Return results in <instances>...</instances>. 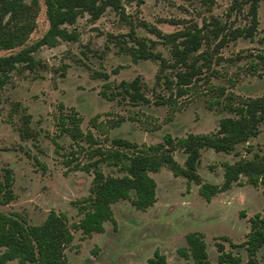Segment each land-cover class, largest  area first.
I'll use <instances>...</instances> for the list:
<instances>
[{
    "label": "rangeland",
    "instance_id": "374dc122",
    "mask_svg": "<svg viewBox=\"0 0 264 264\" xmlns=\"http://www.w3.org/2000/svg\"><path fill=\"white\" fill-rule=\"evenodd\" d=\"M250 3L251 0L122 1L119 10L108 6L94 20L83 13L67 25L77 32L76 41H59L37 49L34 56L38 64L33 69L18 66L0 87V180L6 169H11L14 192L13 200L0 204V211L19 212L29 223H40L51 209L64 212L69 224L80 218L73 201L88 193L92 175L64 164L62 153L69 151L71 139L66 134L55 136L61 113L76 111L81 115L82 130L91 129L102 147L114 137L154 143L162 141L166 133L177 138L189 132H212L221 117L234 116L225 108L226 103L259 96L264 90V62L257 57L264 54V0L256 6L257 24L252 37L233 40L227 35L229 29L250 26ZM195 23L198 27L207 25L203 32L208 38L196 53L208 56L209 65L202 66L190 90L179 96L175 86L167 83L176 68L161 70L159 58L134 61L129 49L137 47L135 40L139 39L148 50L171 62V43L163 42L151 29L171 33ZM215 24L221 28L217 37L210 31ZM47 27L45 5L39 0L36 27L26 42L0 49V55L31 44ZM203 61L200 58L198 63ZM132 81L137 82L141 96L133 98L124 92L122 83ZM230 93L234 98H228ZM166 99L167 103L157 104ZM216 99L220 102L216 103ZM95 115L100 121L98 129L90 123ZM54 140L61 147L59 152L54 150ZM246 145L252 146L250 152L245 150ZM253 152L264 153V121L260 123V133L248 144H238L235 152L203 150L198 173L206 181L220 183L223 161H235L242 155L251 158ZM173 156L183 164L185 154L181 149H175ZM100 166L106 174L118 173L112 166ZM152 175L157 183L156 202L142 211L128 200L118 201L112 206L115 225L106 221L102 233L91 235L73 230V241L64 251L68 261L147 264V258L158 249L166 256L167 264H186L177 249L186 245V233L198 231L204 235L213 264H219L215 242L240 254L245 262V248L231 247L221 236L234 243L245 239L249 218L264 208L261 187L246 183L241 176V184H233L207 201L198 194L194 183L187 188L186 180L174 177L166 166ZM5 264L19 262L14 259Z\"/></svg>",
    "mask_w": 264,
    "mask_h": 264
},
{
    "label": "trees",
    "instance_id": "16d2710c",
    "mask_svg": "<svg viewBox=\"0 0 264 264\" xmlns=\"http://www.w3.org/2000/svg\"><path fill=\"white\" fill-rule=\"evenodd\" d=\"M122 1L141 0H43L48 27L31 44L22 46L16 52L0 55V87L18 66L26 69L36 66L38 60L34 52L41 46H54L59 41H76L77 32L68 29L67 25L73 24L79 15L87 13L94 20L108 6L115 10L121 9ZM258 1L251 0L250 3V26L229 29V39L252 37L257 24ZM38 12L39 0H0V49L23 45L36 27ZM206 26L198 27L195 23L171 33L151 29L163 42L171 43V62L159 53L148 50L139 39L135 40L137 47L131 46L129 51L134 61L140 58H159L161 70L168 66L176 68L173 77L167 78V83L174 85L175 93L180 96L190 90L202 72V66L209 65L208 56H204L202 52L196 53L208 38L203 32ZM220 29L215 24L210 31L217 37ZM257 57L264 62L263 53ZM200 58L204 60L202 63H198ZM122 84L124 92L131 94L133 98L141 96L136 81ZM132 89L134 93H131ZM102 93L105 95V91ZM233 96L230 93L228 98L232 99ZM167 102L166 99L157 104ZM170 102L174 104L175 100L171 99ZM215 102L219 103L220 100L216 99ZM225 108L234 116L221 117L217 128L212 132H189L177 138L166 133L162 141L154 143H136L126 138L114 137L106 147L99 145L91 129L82 130L80 124L83 118L76 111L59 114L56 123L58 133L55 136L66 134L71 139L69 151L62 153L65 157L64 164L70 169L82 170L92 175L88 193L73 201L80 218L69 224L64 212L51 209L40 223H29L19 212L0 211V264L14 259L19 264H72L64 251L73 241V230H80L84 235L103 232L106 221L116 223L112 205L121 200H128L139 210L152 206L156 201L157 183L151 173L159 171L163 166L173 176L183 177L187 188L191 183L196 184L198 194L207 201L217 193L230 189L233 184H241V176L245 177L246 183L261 187L264 194V153L253 152L251 158L242 155L235 161H223L220 183L206 181L198 173L202 150L235 152L238 144H248L252 137L260 133V123L264 121V90L259 96L228 102ZM99 122L97 115L90 119L93 128L98 129ZM54 141V150L59 152L61 147ZM251 148L252 146L246 145L245 150L250 152ZM175 149H181L185 154L183 164L174 158ZM100 164L112 166L118 173L106 174ZM12 182V172L8 168L0 180V204H8L13 200ZM221 238L231 247H244L246 260L243 262L240 254L225 250L223 243L215 242L219 264H264V208L262 212L249 218V230L242 242L234 243L227 236ZM184 239L186 245L179 247L177 252L187 260L186 264H213L208 257L202 233L191 231L185 234ZM147 264H167L166 256L155 249L152 256L147 258Z\"/></svg>",
    "mask_w": 264,
    "mask_h": 264
},
{
    "label": "flooded vegetation",
    "instance_id": "af4514ba",
    "mask_svg": "<svg viewBox=\"0 0 264 264\" xmlns=\"http://www.w3.org/2000/svg\"><path fill=\"white\" fill-rule=\"evenodd\" d=\"M214 152H215V151H214ZM157 172H158V171H157ZM154 173H156V172H154ZM151 175H152V173H151ZM152 176H153V175H152ZM191 184H192V183H191ZM195 185H196V184H195ZM212 198H213V197H212ZM212 198H211V200H212ZM156 200H157V198H156ZM211 200H210V201H211ZM155 202H156V201H155ZM114 204H115V203H114ZM131 205H132V204H131ZM112 206H113V205H112ZM132 206H133V205H132ZM149 207H150V206H149ZM149 207H148V208H149ZM146 209H147V208H146ZM146 209H145V210H146ZM142 211H144V210H142ZM114 218H115V216H114ZM115 220H116V219H115ZM115 224H116V223H115ZM115 224L112 223V225H115ZM104 228H105V225H104ZM248 230H249V229H248ZM247 232H248V231H247ZM101 233H102V232H101ZM245 236H246V235H245ZM241 242H242V241H241ZM0 248H1V247H0ZM1 250H2V248H1ZM152 254H153V253H152ZM151 256H152V255H151ZM146 263H147V260H146Z\"/></svg>",
    "mask_w": 264,
    "mask_h": 264
},
{
    "label": "crops",
    "instance_id": "0c3cea01",
    "mask_svg": "<svg viewBox=\"0 0 264 264\" xmlns=\"http://www.w3.org/2000/svg\"><path fill=\"white\" fill-rule=\"evenodd\" d=\"M205 150H210V149H205ZM203 151V150H202ZM174 177H180V176H174ZM181 178V177H180ZM183 178V177H182ZM213 182H215V181H213ZM197 186V185H196ZM215 196H213V198H214Z\"/></svg>",
    "mask_w": 264,
    "mask_h": 264
}]
</instances>
